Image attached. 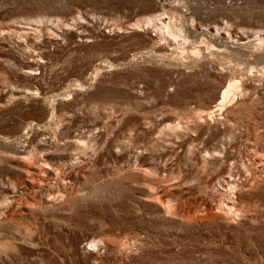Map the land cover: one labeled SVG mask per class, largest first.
Masks as SVG:
<instances>
[{
	"label": "rangeland",
	"instance_id": "obj_1",
	"mask_svg": "<svg viewBox=\"0 0 264 264\" xmlns=\"http://www.w3.org/2000/svg\"><path fill=\"white\" fill-rule=\"evenodd\" d=\"M257 30L264 0H0V264H264V192L216 211L229 163L199 152L264 158Z\"/></svg>",
	"mask_w": 264,
	"mask_h": 264
},
{
	"label": "bare ground",
	"instance_id": "obj_2",
	"mask_svg": "<svg viewBox=\"0 0 264 264\" xmlns=\"http://www.w3.org/2000/svg\"><path fill=\"white\" fill-rule=\"evenodd\" d=\"M164 17L157 16V15H152L146 19H144L142 22L138 23V26H146L147 27H154L155 31H159L163 34H169L172 39L177 40L179 37L182 39L188 40L187 36H185L181 31L176 32L171 29L170 25L166 23V21L163 20ZM165 29H168L165 31ZM253 34H258V48H261L263 45L264 37L262 36L263 34L260 33L259 30L254 31ZM252 35H247L245 36V39H241L240 43L245 44L250 41H252L251 37ZM149 40H152L150 38ZM214 42V40H211ZM211 41L207 42L209 47H215V44H213ZM195 54H199L201 51L199 48H195L193 50ZM240 80L236 79L235 77H222L220 80V83L218 85V89L214 92V108L212 111L208 113V117L211 121H214L216 123V120L220 122L223 120V114L225 111L224 104L232 99L233 101L236 100V98L242 97L245 93L240 89ZM233 95V98H230V96ZM223 123V122H222ZM217 135L220 133V129H215L213 127ZM94 132H89V134L82 133V135L75 137L74 141L78 144L79 147L81 146H87L88 142L87 140L89 137L94 136ZM91 135V136H90ZM98 135H95L93 138L97 137ZM190 139L193 140V137L190 136ZM219 143H217L214 152L210 153L208 149L206 150H199L200 156L202 159L203 164L207 163H218L219 165L225 164V162H228L229 165L226 167L224 172L227 171V174L225 177H219L222 178V180H219V186H224L225 187V192L223 193V198L221 201H218V204L216 206H213V208L216 209H221L223 210V215H233V216H238L240 215L239 212V207H237V203L240 201L242 197V189L244 187L250 186L251 189H255L258 187V195L262 196L264 192V178H262L263 173H264V164L262 165L261 163L263 162V159H260L259 156H255L252 158L253 163L250 165L249 168H247L246 171L241 175L238 173L237 169H235V166H233V163L235 162H230L231 160V155L226 154L225 151V146L223 143V140H219ZM188 150H191L188 148ZM222 155V156H221ZM215 156V157H214ZM211 158H214L212 161L210 160ZM214 181L211 180V183ZM214 187V186H213ZM218 211V210H216ZM215 211V212H216ZM98 240L92 239L91 240V245L93 246H98ZM100 243V242H99Z\"/></svg>",
	"mask_w": 264,
	"mask_h": 264
}]
</instances>
